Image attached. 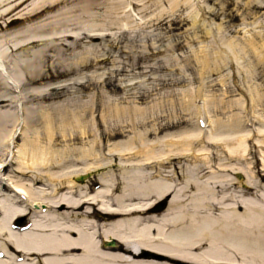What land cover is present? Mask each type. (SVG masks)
Wrapping results in <instances>:
<instances>
[{
  "label": "bare ground",
  "instance_id": "6f19581e",
  "mask_svg": "<svg viewBox=\"0 0 264 264\" xmlns=\"http://www.w3.org/2000/svg\"><path fill=\"white\" fill-rule=\"evenodd\" d=\"M61 1L0 0V19L13 14L6 27L36 21ZM42 20L22 34L33 28L35 33L57 29ZM260 25L263 18L244 23L247 45L236 44L234 38L224 42L238 64L248 54L264 61ZM22 37L25 41L15 42L13 49H3L5 39L0 38V73L12 85L4 57L41 40ZM200 60L208 64L207 55ZM262 94L250 89L252 108ZM9 100L0 95V104ZM248 104L240 97L226 106L245 110ZM142 111L115 105L103 120L114 112L134 122ZM42 114L45 141L27 117L0 113V149H9V158L0 154V264H264V114L254 115L259 121L254 132L244 126L241 112L225 120L208 116L212 122L207 134L198 127L184 132L180 141L149 140V131H140L131 141L108 144L107 153L105 142L96 140L80 147L71 142L59 146L56 130L66 137L70 127L62 122L56 128L50 111ZM73 123L87 134L84 120L74 118ZM23 128V142L15 151ZM253 146L260 157L247 161ZM231 161L246 164L234 167ZM100 167L106 171L95 189L87 179ZM8 171L13 173L6 175ZM231 171L237 177L227 174ZM171 196L162 212L151 211ZM22 216L27 228L16 225Z\"/></svg>",
  "mask_w": 264,
  "mask_h": 264
},
{
  "label": "rangeland",
  "instance_id": "374dc122",
  "mask_svg": "<svg viewBox=\"0 0 264 264\" xmlns=\"http://www.w3.org/2000/svg\"><path fill=\"white\" fill-rule=\"evenodd\" d=\"M45 13V20L9 27L5 24L13 14L0 19L3 49L23 43L22 35L41 39L25 51H9L4 57L15 85L0 73V95L12 98L0 104V113L27 117L44 141L42 112L49 111L56 128L62 122L73 128H67L66 137L56 130L59 146L71 142L80 147L96 140L105 142L106 153L108 144L131 141L140 131L148 130L149 140L180 141L184 132L198 127L207 134L212 122L208 116L225 120L241 112L244 126L254 132L259 123L254 115L264 114V61L248 54L238 64L224 43L234 38L236 44L247 45L244 23L263 18L260 28L264 29V0H62ZM40 20L57 29L35 33L33 28L22 34ZM203 55L208 56L206 65L200 60ZM250 89L263 93L257 107L250 104ZM240 97L249 102L245 110L226 106ZM208 100L215 104L206 106ZM115 105L139 107L144 112L134 122L128 116L117 118L114 112L103 120V114ZM199 116L205 120L202 125ZM74 118L85 121L86 135L73 127ZM24 130L15 141V151L23 142ZM115 134L120 135L112 138ZM1 152L2 148L0 154L5 153ZM4 157L9 158V149ZM259 157L258 147L253 146L252 159L247 161ZM105 171L100 167L89 173L88 185L98 188L99 175ZM227 174L237 177L232 171ZM171 198L156 206L163 204L165 209Z\"/></svg>",
  "mask_w": 264,
  "mask_h": 264
},
{
  "label": "water",
  "instance_id": "95a60500",
  "mask_svg": "<svg viewBox=\"0 0 264 264\" xmlns=\"http://www.w3.org/2000/svg\"><path fill=\"white\" fill-rule=\"evenodd\" d=\"M83 179H84V176H82L81 179H79V180H83Z\"/></svg>",
  "mask_w": 264,
  "mask_h": 264
}]
</instances>
